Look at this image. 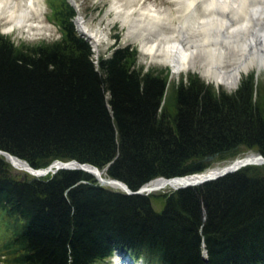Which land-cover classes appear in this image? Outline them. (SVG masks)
Instances as JSON below:
<instances>
[{
    "label": "trees",
    "instance_id": "trees-1",
    "mask_svg": "<svg viewBox=\"0 0 264 264\" xmlns=\"http://www.w3.org/2000/svg\"><path fill=\"white\" fill-rule=\"evenodd\" d=\"M49 3L57 39L17 45L0 33V150L33 168L109 164L131 191L264 156V83L253 72L227 93L194 73L170 83L168 71L143 70L130 45L96 65L74 8ZM29 179L0 155V264H97L115 250L145 264H264V165L147 196L82 170Z\"/></svg>",
    "mask_w": 264,
    "mask_h": 264
},
{
    "label": "bare ground",
    "instance_id": "bare-ground-1",
    "mask_svg": "<svg viewBox=\"0 0 264 264\" xmlns=\"http://www.w3.org/2000/svg\"><path fill=\"white\" fill-rule=\"evenodd\" d=\"M71 1L79 9L76 1ZM144 1L112 0L109 11L114 13L111 21L119 20L127 27V36L150 62L168 65L172 74L197 71L229 91L237 87L242 73L264 67V0H160L162 4L168 3L164 10L144 7L141 3ZM13 3L15 9L0 18V25L6 27L4 32L41 34L45 27L43 0H13ZM76 25L97 54L107 40L106 32L89 27L80 12ZM14 167L27 171L18 161ZM218 171L214 168L206 172ZM150 186L174 190L179 184L157 179ZM116 257L117 254L112 264H120Z\"/></svg>",
    "mask_w": 264,
    "mask_h": 264
},
{
    "label": "rangeland",
    "instance_id": "rangeland-1",
    "mask_svg": "<svg viewBox=\"0 0 264 264\" xmlns=\"http://www.w3.org/2000/svg\"><path fill=\"white\" fill-rule=\"evenodd\" d=\"M76 3L78 4V12L81 13V15L84 17V21L86 24H88L89 27L91 28H95V27H99L100 29H102L104 32H106L107 34V40L105 42H103L100 45V51L95 54L97 55V57H99L98 55H108L109 52L111 51L112 47L114 45H130L133 47H136L138 50V57H137V66H142L143 70H147L149 68H153V69H163L164 71H170V67L168 65H164L161 63H157V62H150L149 58L146 57V55L144 53H141V51L139 50L138 44L134 41H132V39H130L129 36H127V27H124L121 22L119 20H113L114 18V13L112 11H109L111 4H112V0H75ZM143 1V0H142ZM166 1V0H165ZM165 4H162L160 2V0H145L144 2H141L142 5H144V7H150L156 10H164L167 9L168 3L165 2ZM44 2V9L42 11V22L44 24V30L42 31L41 34H36V35H26L25 33L20 35L17 32H4V29L6 27L0 25V32L8 35L11 40L19 45L21 43H35L37 41H52L56 38L59 37V31L58 28L49 20V14H50V4H49V0H43ZM140 3V2H139ZM78 15V13H77ZM76 15V16H77ZM74 24L76 25V17L74 19ZM255 71V68H250L248 71ZM246 72L242 73L241 76H243L244 74H246ZM189 73H194L197 74L202 80H204L206 83H212L216 88H220L221 90H223L224 92L230 93L232 92L227 90L224 86L220 85L219 87L216 86V84L212 81H208L206 79V77L202 76L201 73L197 72V71H187V72H179V73H173L171 74L170 78V83L172 82H178L180 80V78L184 79L186 78V75ZM257 73V79L259 80V83H264V67L261 68L259 71H256ZM176 74V75H175ZM238 87V86H237ZM170 88L171 86H169L168 89V95L170 93ZM236 89V88H235ZM233 89V91L235 90ZM170 96V95H169ZM168 96V98H169ZM167 99V98H166ZM213 160V159H212ZM212 160H210L209 162H211ZM228 164V163H226ZM224 164H220L218 165L217 163L213 165V167L215 166H223ZM13 172L15 173L16 176H22L23 174H25L22 171H19L15 168H13ZM28 174L26 173L24 176H27ZM170 189H164L155 193H160V192H164V191H168ZM156 210H159V207H156ZM0 221H1V217H0Z\"/></svg>",
    "mask_w": 264,
    "mask_h": 264
},
{
    "label": "water",
    "instance_id": "water-1",
    "mask_svg": "<svg viewBox=\"0 0 264 264\" xmlns=\"http://www.w3.org/2000/svg\"><path fill=\"white\" fill-rule=\"evenodd\" d=\"M0 154L5 157V159L12 165L14 166V163L16 161L21 162L24 164V167L26 168V172H28L33 179H38L40 176H44L47 173H54L59 169H78V170H83L86 171L93 176H95V179L98 181L100 186H106L110 187L113 189H118L127 195H141V194H148L151 193L152 191H158L163 188L159 187H152L150 186V183L145 184L144 186H141L138 190L136 191H131L124 183L117 181L115 179H110V177L102 176V171L99 170L96 166L88 163H81L77 160H67V161H62V160H55L53 163H51L49 166L45 168H33L30 166L25 160L18 158L15 155L10 154L9 152L2 151L0 150ZM216 154L213 155H207L203 159L204 160H212ZM250 164H264V156L261 153H250L242 158H238L234 160L231 164L225 165L222 168H218V172L215 174H210L207 173L203 177H200L204 173L200 174H194V175H185V176H174V177H169V179H164V177H160V179L168 181V182H176L179 184L177 189H182V188H187V187H194V186H199L201 184H204L206 182L218 179V177H221L227 173L233 172L242 166L245 165H250ZM107 167H105L103 170L105 171ZM192 176H197L196 179L194 180H188L189 177ZM157 180V179H156ZM155 181V180H154ZM153 182V181H152Z\"/></svg>",
    "mask_w": 264,
    "mask_h": 264
},
{
    "label": "clouds",
    "instance_id": "clouds-1",
    "mask_svg": "<svg viewBox=\"0 0 264 264\" xmlns=\"http://www.w3.org/2000/svg\"><path fill=\"white\" fill-rule=\"evenodd\" d=\"M13 0H0V18L4 17L8 11L15 9Z\"/></svg>",
    "mask_w": 264,
    "mask_h": 264
}]
</instances>
